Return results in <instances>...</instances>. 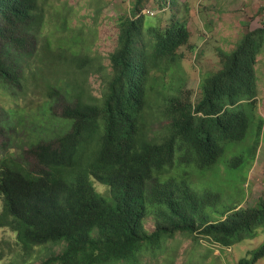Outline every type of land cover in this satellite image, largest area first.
Segmentation results:
<instances>
[{
	"label": "trees",
	"instance_id": "trees-1",
	"mask_svg": "<svg viewBox=\"0 0 264 264\" xmlns=\"http://www.w3.org/2000/svg\"><path fill=\"white\" fill-rule=\"evenodd\" d=\"M150 1L133 0L119 18L106 65L68 13L47 20L48 0H0V91L10 98L0 100V129L18 135L22 148L0 149V228L15 233L22 264H34L29 258L48 244L62 250L38 264H144L178 232L228 247L264 229V195L220 209L222 194L203 185L255 124L250 149L259 146L264 24L220 51V67L195 97L182 65V48L193 47L187 17L174 13L163 24L143 13ZM154 1L164 10L178 0ZM92 74L100 95L90 89ZM5 246L13 247L0 241V262ZM263 257L264 241L237 264Z\"/></svg>",
	"mask_w": 264,
	"mask_h": 264
},
{
	"label": "rangeland",
	"instance_id": "rangeland-1",
	"mask_svg": "<svg viewBox=\"0 0 264 264\" xmlns=\"http://www.w3.org/2000/svg\"><path fill=\"white\" fill-rule=\"evenodd\" d=\"M48 2L51 5L48 7L50 13L47 20L53 18L57 21L59 17L56 11L68 13L71 27H75V30L81 29L83 35L91 42L92 48L103 57L104 63L109 65L108 56L117 44L119 18L129 12L133 0H48ZM146 9L151 12L147 14L159 19L163 24L174 13L187 17L193 47L182 48L186 53L182 65L187 85L195 92V97L198 96L197 91L203 79L220 67V51L231 50L250 26L254 28L264 24V0H178L177 4L164 10L158 8L157 1L151 0ZM256 75L258 113L263 120L257 150L253 153L250 149L255 138V124L246 140L229 146L215 168L204 174L203 185L209 183L222 194L220 209L238 203L240 206H251L264 195V47L258 56ZM89 83L91 91L100 95L102 85L99 76L92 74ZM4 97L5 94L0 91V100L4 102L10 100L9 96L5 99ZM53 113L56 114L53 117H58L61 110L55 108ZM47 117L49 119V116ZM155 126L159 124L156 123ZM15 138H18V135L6 134L0 129V149L9 150L16 155L21 154L22 148L19 147V143H15ZM239 154L244 156L243 162L235 167L230 166V159ZM196 182L199 183L200 180ZM95 186L100 193H109L106 186L98 182H95ZM1 207L0 200V211ZM155 227V221L152 215H149L145 219V228L151 232ZM1 240L9 242L13 247L9 251L5 246L7 256L0 264H22L23 257L16 247L15 233L10 229L0 228ZM263 241L264 229H260L253 238L228 247L212 243L203 236L196 238L192 234L178 232L166 237L165 245L168 246L166 250L163 252L157 250L156 255H147L144 264H159L161 258L167 259L165 260L167 264H237L240 258L247 256L250 250ZM61 250L62 245L48 244L37 248L34 256L29 259L38 264L51 254L60 253ZM256 264H264V257Z\"/></svg>",
	"mask_w": 264,
	"mask_h": 264
},
{
	"label": "clouds",
	"instance_id": "clouds-1",
	"mask_svg": "<svg viewBox=\"0 0 264 264\" xmlns=\"http://www.w3.org/2000/svg\"><path fill=\"white\" fill-rule=\"evenodd\" d=\"M145 9H146V8L143 9V13H150V12H144ZM147 10H149V9H147ZM149 11H150V10H149Z\"/></svg>",
	"mask_w": 264,
	"mask_h": 264
},
{
	"label": "built area",
	"instance_id": "built-area-1",
	"mask_svg": "<svg viewBox=\"0 0 264 264\" xmlns=\"http://www.w3.org/2000/svg\"><path fill=\"white\" fill-rule=\"evenodd\" d=\"M144 12H150L149 10L145 9ZM151 13V12H150Z\"/></svg>",
	"mask_w": 264,
	"mask_h": 264
}]
</instances>
